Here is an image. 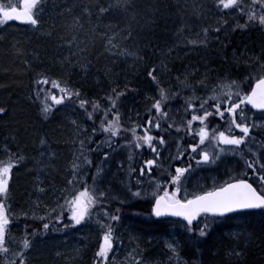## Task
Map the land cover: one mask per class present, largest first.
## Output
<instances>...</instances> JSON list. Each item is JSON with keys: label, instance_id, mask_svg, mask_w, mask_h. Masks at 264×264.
<instances>
[{"label": "trees", "instance_id": "trees-1", "mask_svg": "<svg viewBox=\"0 0 264 264\" xmlns=\"http://www.w3.org/2000/svg\"><path fill=\"white\" fill-rule=\"evenodd\" d=\"M15 2H20V0H15ZM59 3L60 0H37L34 15L39 23L36 25L14 23L7 25L0 24V29L3 28V30H8L17 28L24 31L27 36V42L20 46V49H22L21 55H16L13 51L4 53L3 50H0L3 52V54L0 55V107L5 109L4 113H0V123H5L6 126L5 132L0 130V161L7 162L10 158L18 161V164H15L11 170L8 191L5 194H0V198H3L5 201L10 218V224L6 229L5 235V247L7 251H0V264H20L21 256L16 255L18 252L23 256L24 264H94V262L95 264H101L96 253L102 240V232L106 230V226L109 223H111L113 228L115 239L113 248L109 251L107 259L103 260L102 264H118L115 256L113 255L111 257L113 251L118 246L122 249V247L131 244L125 241V237L128 236L126 234L127 232L123 233L122 231L124 226L128 228L127 206L117 202L108 191L101 189L99 186L97 187V177L99 173H97L96 167L88 157H95V155L99 153V156H103L104 152L111 154L120 149L126 150L127 154H125V160H123L125 164L121 167L118 166V168L122 170L124 175L130 174V182L132 183L130 187L132 191H135L137 187L142 188L147 183L149 184L151 181L155 180L162 182L161 187L158 189L159 192H162L163 187H167L169 191H172L175 184L163 183V181L169 180L170 176L175 174L174 169L177 165L176 161L174 162L177 157L175 155L170 158L169 163L163 160V152L168 147L171 146L175 152L179 150L178 154L186 152L184 153L186 160L191 161L192 158L188 155L191 149H188L187 146L191 144L189 139H192V134L199 126L207 127L211 132V136H216L219 131H226L229 135L242 134L241 130L235 129L234 126L231 128L229 127L230 118L227 114L221 119L217 117L215 113H212L205 119L203 124L199 121H194L191 126V134H189L187 122L171 124L168 120L160 121V129L158 130L152 129L151 126H149L152 135L154 137L163 136L165 142L163 146L157 144L159 157H156L150 149L144 145L143 141H141L140 148L136 147V141L133 139V134L130 131L132 127L125 131L129 139L126 141L124 140L125 143L123 146L118 145V141L122 139L120 129L111 140L109 139L111 133L105 132L103 128L96 133H90V129L83 126V123H86L87 120H91V118L100 121V124L107 123V120L113 119V113L116 112L115 107L108 112L106 117L103 111L111 107L107 94L110 93L115 95L118 92L110 90H107V92L104 90L102 92H97L96 90L90 89L87 84L71 79V74L68 73L69 64L72 63L73 59L77 58V55L81 51H84L81 54L85 57L88 55L92 57L94 50H90L93 47H100V51L107 50L111 54L116 52L124 56V51L126 49L131 50L138 45L144 49V54L142 55L144 64H148L154 60V44L156 39L162 40L168 45V50L166 51L168 57H172L174 60H178L179 57L183 61L188 62V65L193 69L200 67V65H198L199 63H201L202 66L204 65V70H202L204 72L200 75L198 73V77L196 76L198 71L194 72V74L188 73V76L185 78H181L182 73L179 77L178 75L176 76L178 78H175L174 83L184 86L187 82L186 85H190L188 80L190 74V83L197 80L195 86H203V88H198L202 94L199 98L200 100L198 99L196 102L187 101L186 103L188 104L190 102L199 106L201 99L206 100L205 104L212 101V104L204 108V110L209 111L211 110V105L216 102L215 98L212 96H205L202 98L206 86H210L209 82L215 81L216 92L221 94L220 103L223 107L224 100L227 99L228 96V90L227 88L221 89V85L226 83L231 84L232 81H235L236 84L232 85V94L233 98H235L242 93H248L251 87L250 85H252L260 75H264V24H261L258 19L260 15H264V6L260 4V0H236V3L228 9L223 8V6H218L217 4L215 5L221 13L216 35L222 36L226 34L218 43L216 62L210 61L212 59V54L210 53L213 52L208 53V55L203 56V58H199L198 55L194 53L188 54L183 49L179 50L183 45V35L180 37L170 36L165 33L170 28L164 27L161 29V25H165L170 21L172 16L177 13L175 11L177 6H174L168 1H163L155 12L146 14V16L148 15L146 18L150 21V24L140 22V29L132 28L129 30V34L123 33L122 28L114 29L113 32L110 31L107 45L98 41V38L103 36L104 31L106 32L107 25L110 22H114V24H116V21L123 22L124 19L128 18L129 14L136 13V8H133L131 11L114 8L100 13L99 9L102 7H96V10L86 15L97 19L98 23L96 26L90 28L84 27L82 31L77 29L71 35V38L67 40L66 45H54L53 48L50 45H45L44 47V43L49 41V37L52 38L53 34L47 35V33H43L39 35V32L43 28L51 30L53 26H56L54 21L60 9ZM241 9L243 11H240ZM249 13H255V16L250 18ZM107 19L108 21H106ZM80 20L84 23L86 22L85 19ZM118 25L121 26V23ZM209 29L211 28H207L205 37L210 34ZM64 36L65 34H63L62 37ZM70 41L72 42L71 46L68 44ZM125 45H127V47H125ZM58 50L60 51L59 54H50ZM34 52L36 53L34 54ZM37 54H40L39 59L43 67L51 72V74L43 75L48 78L46 83L42 82L43 86H41L39 82L41 78L37 80L35 84L37 98L40 100L39 97H43V100H41L43 101V106L45 103L52 106L54 102L51 98L52 94L65 96L63 102L59 103V106L56 108H50L51 110L48 111L44 117L46 120L52 122L53 119L58 116L56 114L62 110H65V112L79 113L83 120L81 126L82 131L80 130V132L84 135L77 146L84 147L86 143H88V146L90 145V149H88L90 155L86 156V152H82V150H80L81 148H79L76 154H72L68 149L72 147V140H74V138L67 134L58 135V139H54L52 142L54 146L47 151L55 155L53 158H59L63 162L64 169L57 168L51 162L53 158L50 159V156H48L49 160L46 161L47 166L42 168V173H47L49 186L46 183L41 184L37 182L36 178L39 173L34 170H29L25 178L20 177L19 179L18 177V168L26 164L25 160L22 158V152L24 151L27 153V148H29V150L32 148L31 145L26 146V130H23L29 124L28 120L31 119V116L25 117L26 115L24 114L23 117L21 114L18 115L16 111H19V108L14 106L13 101L14 99H19L16 97L20 94L25 96V91L22 87L26 82V78L31 76L29 74V67L31 62L38 60L36 57ZM18 57H20L19 59H21V61L25 62H19L17 59ZM205 67H207V70H205ZM147 68L148 67H146V69ZM254 68H256L255 71H258V73L250 78L249 84L242 86V81L245 83V75ZM58 72L60 75L57 76L56 74H58ZM112 78L111 74H109L106 79L112 81ZM122 78V86H128L129 89L132 88L131 85H128L129 76L125 75ZM226 78L228 81L224 82L223 79ZM57 79L64 82L62 88L67 91H70V87L72 86L75 93L79 90L78 95L74 93L72 97H67L66 93H62L59 88L55 87L53 82H57ZM153 82L156 84L159 83L157 79H154ZM36 86L39 91L36 90ZM19 87L21 90L23 89V92L15 94ZM120 92V94L126 92L125 87H123ZM80 96L84 98L81 99ZM78 100L87 101V104L82 108L77 103ZM94 103H98L99 107L97 109L92 108V104ZM242 107L245 110V117L241 118L239 114H237V121L253 124L252 119L250 120L252 115L254 117V115L260 114L249 110L245 104ZM8 110H14V116L16 117L15 121L12 120L11 116H7ZM39 111L42 113L41 106L36 109V113L38 114ZM153 111L155 117L159 115L160 120L163 118L164 115L156 113L154 104ZM89 112L92 113L91 117L87 115ZM161 112L163 113V107ZM197 114L202 113L198 112ZM5 117L7 118L5 119ZM177 125H179V127H177ZM142 127L143 126L138 129L136 128L140 136H143ZM252 137H256L257 144L264 141V129L257 128L255 124H253L249 136L246 137V143L239 146L228 145L232 148V151L236 153V158L240 167H245L248 172L250 169L246 166V161L252 160L250 157L247 158L249 152H252L248 148L249 141ZM95 139H97L96 142L104 141L103 145L98 147L96 142L93 141ZM20 141H25L23 142L24 145H19ZM171 141L174 143L171 144ZM215 141L219 142L218 140ZM60 143L62 144L60 145ZM93 149H99V151ZM61 151H69V153L65 157L57 156ZM150 156H152L151 159H156V164L152 166L150 173L147 167H145V171L141 173L140 166L143 164L144 160L150 159ZM85 158L90 161V163H86ZM258 160V158H255L253 161L260 167ZM191 162L188 164L193 165ZM167 164H169V166H166ZM73 165H76L75 170H73ZM50 166L54 167V169ZM89 166H91V169ZM127 167H129L128 170ZM257 171L260 170L257 169ZM186 177V173L181 176V193L179 194L181 198H184ZM241 177H244V175L236 176L235 178ZM228 179H230V176L221 181ZM70 180L72 182L71 184H69ZM137 181H139V184H137ZM85 183L89 186L95 185L94 194L105 191V197L101 198L97 194L96 202L89 209V215L79 224L71 223L70 217L67 216L66 206L61 209V213L64 214V219L60 222L52 221L51 210L60 208L64 203V199L66 197L70 198L73 194L72 190H78L83 187ZM142 193L143 189H141V194ZM187 193L196 194L197 192L193 190ZM138 197L139 203L134 206V211L137 214H145V219L142 221V226L137 225L133 232L130 231L132 234L134 233V236H136L134 239L137 240L134 245L135 248L131 245L129 246L133 248L135 254L134 264H150L153 261L159 262L161 258L159 252L164 254L171 253V251H176L177 259L182 261V264H228L223 261V255L229 251L231 242L228 241L224 232L218 230V228L212 230L214 223L221 221H218L216 218L200 217L195 224L188 226L186 222L173 217L156 219L151 214L154 197ZM8 204L14 207L16 210L15 214H10L11 210ZM105 209H107V213H105ZM45 213H49V215L45 216ZM250 215H254V213ZM112 216H118L119 219L110 221V217ZM42 217L43 219H41ZM232 218L233 217L230 216L223 221H229L232 220ZM260 220L261 219H259V221ZM101 221L104 222V227L101 226ZM45 222L49 223L47 230L43 228ZM260 223L262 225L252 228V232L257 239L255 240L256 243L252 248L247 249L244 254V259L236 264H264V223L262 221H260ZM18 225L21 227V240L17 244H14L16 235L12 236L10 239V229L14 231ZM63 225L68 226L64 227ZM201 225H206L204 228V235H200L199 232ZM25 239H27L29 245L27 248L21 247ZM169 245L173 246L172 249ZM16 248H19V251H17ZM217 251L221 254L214 256ZM11 254H13V256ZM174 262V259H170V264H174Z\"/></svg>", "mask_w": 264, "mask_h": 264}, {"label": "bare ground", "instance_id": "bare-ground-1", "mask_svg": "<svg viewBox=\"0 0 264 264\" xmlns=\"http://www.w3.org/2000/svg\"><path fill=\"white\" fill-rule=\"evenodd\" d=\"M163 1H168L174 6H177L176 10L172 9L177 13L172 16L170 21H168L165 25H161V29L164 27L170 28L169 30H167V32H165L170 36L180 37L183 35V45L179 48V50L183 49L188 54L194 53L198 55L199 58H203V56H206L208 55V53L213 52L210 53L212 54V59L210 61L216 62V56L218 55V43L221 38H223V36L225 37L226 35H216L217 25L220 23L219 18L221 17V13L215 7L216 0H60V9L54 21L56 26H53L51 30L43 28L39 32V35L43 33H47V35L53 34L52 38L49 37L50 40L44 43V47L45 45H50L52 46V48L54 45H66L67 40L71 38V35L77 29H80L82 31L84 27L90 28L97 25V19L86 16L96 10V7H102L104 9H107V11L114 8H121L131 11L133 8H136V13L129 14L128 18L124 19L123 22L116 21L115 23L117 24V26L116 24H114V22H110L107 25L106 32L104 31L103 36L98 38L99 42H103V44L107 45L109 41L108 37L110 31L113 32L114 29L122 28L123 33L129 34V30H131L132 28L140 29V22L144 24H150V21L146 18L148 15L146 16V14L155 12L157 7H160V4H162ZM85 9H87V11H85ZM77 18L85 19L86 22L84 23L82 20ZM108 19L106 21H108ZM119 23H121V26L118 25ZM207 28H211L213 30L209 29L210 34L205 37V30H207ZM63 34H65L64 37H62ZM26 42L27 36L25 32L17 28H11L0 33V50H3L4 53H7V51L15 50L16 55H21L22 49H20V46H22ZM14 43H17L16 46L13 47V50H10L9 47H12ZM127 45H125V47H127ZM154 46V60L149 62L148 64H144L142 60L144 49L138 45L131 50L126 49V51H124V56L117 54L116 52L114 54H111L107 50L100 51V47H93L90 50H94L92 57L90 55L85 57L83 54H81L84 51H81L77 55V58L73 59L72 63L69 64L68 73L71 74V79L75 81L78 80L83 84H87L88 87L92 90H96L97 92H102L103 90L107 92V90H110L119 93L123 89V87H125L126 92L120 94L118 97L116 94H107V98L112 97L116 99L117 103L115 105V110L120 113V124L122 125V127L120 128V134L122 139L118 141V145L123 146L125 141L129 139V137L125 134V131L134 126L137 129L141 126H144L149 116H152L153 119L156 118L153 111V102H155L156 100H161L163 113H167V115L163 116L160 121L168 120L169 122H171V124H181L186 123L187 120L191 118V109H187V100L185 98L195 97L191 100V102H196L202 95L200 89L198 88H203V86H195V82H197V80H194L192 81V83H190V74L194 71L192 69H188V62L183 61L179 57L178 60H174L172 59V57H168L166 55L168 45L162 40L156 39ZM35 53L36 52H34V54ZM54 53L59 54L60 51H53V53L50 54ZM128 53L132 54L129 55ZM2 54L3 52L0 53V55ZM36 57L38 60H34L33 62H31L29 67V74L31 76H28L26 78V82L22 87L24 88L25 96L20 94L18 95V97H16L19 99H14L13 101L14 106L19 108V111H16L18 115L21 114L23 117L24 114L26 115L25 117L31 116V119L28 120L29 124L23 130H26L25 135L27 138V143L25 144L26 146L31 145L32 148H30L31 150L27 148V153L24 151L22 152V158L25 160L26 164L18 168V177L19 179L20 177L25 178L29 170H34L39 173L36 178L37 182H40L41 184H48V175L46 172L42 173V168L47 166L46 161L49 160L48 156H50V159L55 156L48 153L47 150L54 146L52 142L54 139H58V135L67 134L68 136L71 135L74 138V140H72V147L68 149L72 154H76L79 148H81L80 150H82V152H86V156L90 155V151H88V149H90V145L88 146V143H86L84 147L77 146L78 142L84 135L80 132V130L82 131L81 126L83 120L79 113L68 111L65 112V110H62L56 114L58 116H56L52 122L46 120V118L44 117L47 113H44L43 111L42 113L41 111H39L38 114L36 113V109H38L39 106H41V109L43 108V101H41L43 100V97L40 96V100L37 98V92H35V84L37 80L41 78V75L51 74L50 71H47L46 68L43 67L41 60L39 59L40 54H37ZM180 60L181 63L179 64ZM146 67L148 68L146 69ZM255 69L256 68L247 72V74L245 75V83H243L242 81V86L249 84L250 78L254 77L258 73V71H255ZM205 70H207V67H205ZM150 72L152 73V76L159 81L158 84L153 82L154 79L149 76ZM188 73H190L188 78L190 85H186L187 82L184 84V86L174 83L175 78H178L180 74H182L181 78H185L188 76ZM109 74H111V77H113L112 81H108L106 79ZM56 75L58 76L60 75V73L58 72V74ZM125 75L129 76L128 85L132 86V88L130 89L128 86H122V77ZM177 75L178 77H176ZM223 80L224 82L228 81L227 78ZM39 82L41 83V86H43V81H41V79L39 80ZM57 82L60 83L61 87L64 85V82L60 79H57ZM214 83L215 81L209 82L210 86H206L204 96H202V98H204L205 96H212V90L215 89L216 91V84ZM72 87H70V91L75 93V90ZM161 88L164 89L165 95L168 97L167 100H163L161 98ZM36 90L39 91L37 86ZM21 92H23V89L21 90L19 87L17 88L15 94H19ZM80 98L83 99L84 97L80 96ZM210 104H212V101L206 103V106ZM58 106L59 104L54 101L51 108H56ZM31 112L33 114V117ZM103 113H105V111H103ZM14 114V110H8L7 116H11L12 120L15 121L16 117L14 116ZM6 118L7 117H5V119ZM83 126L89 128L90 133L92 134L102 129V124H100V121L94 120L93 118H91V120L89 121L87 120L86 123L84 122ZM93 129H96V132H93ZM0 130L3 132L6 131L5 123H0ZM42 140L44 141V143H41ZM96 140L97 139L93 141L96 142ZM23 142L20 141L19 145H24ZM173 143L171 141V144ZM61 144L62 143H60V145ZM93 150L99 151V149ZM69 151H61L57 156L65 157L69 153ZM99 154L95 155V157H88V159L92 160V163L94 164L96 169L97 167L101 169L97 180L103 188L109 190L114 196L116 188L120 186L122 187V181H124L127 185L128 183L132 185V183L125 180V178L122 180L124 174L122 170L117 167L119 163L116 165L114 164L118 160H125L124 156H126L125 154H127L126 150L120 149L115 153L109 154L108 157H104L102 155L99 156ZM247 156V158L250 157L252 159L251 161H253L255 158H258L260 166L264 165V141L258 143L255 151L249 152ZM51 162L57 168L64 169V164L59 158H53L51 159ZM224 167L227 169V171H230V176L244 175L245 179H249V176L246 174L248 171L245 169V167H240L237 158H225L221 162L219 169H224ZM52 168L54 169V167ZM89 168L91 169V166H89ZM256 168L261 171V167H258L257 164ZM256 168L255 171L260 172L257 171ZM219 177L222 179L227 178L225 174L224 176ZM250 181L256 185L259 184L257 180L250 179ZM117 202L124 206H127L128 228L124 226L122 228L123 233L127 232L126 234H130L131 229L134 230L137 225L142 226V221L145 219V214H137L134 211V206L139 203L138 199L132 198L131 201L127 202L119 201V199H117ZM8 205L11 210L10 214H15L16 210L14 209V207L10 204ZM19 212L22 215L21 210ZM251 213H254V215H250ZM239 214L243 215V217L232 223V231H229L231 225L230 220L225 222H216L212 226V230L218 228V230L224 232V234L227 236L228 241L231 242L229 251L225 253L226 255H223V261L227 262L228 264H236L237 262H241L244 259V254L246 253L247 249L252 248L256 243L255 240H257L252 232V228L262 225L260 221L264 223V209H251L246 211L244 210ZM259 219L261 220L259 221ZM20 231V225L16 226L14 230V234L16 233V236L14 235V244H17L21 240ZM243 232L245 236L239 238V235ZM245 239L249 244H243L242 241L245 242ZM136 241H133L129 245H132V247L135 248L134 245ZM118 248L119 247H116L111 255V257L113 255L115 256L116 261L121 258V256H119L115 252ZM159 254L161 256L164 255L161 252H159ZM217 254L221 253L217 251L214 256Z\"/></svg>", "mask_w": 264, "mask_h": 264}, {"label": "snow or ice", "instance_id": "snow-or-ice-1", "mask_svg": "<svg viewBox=\"0 0 264 264\" xmlns=\"http://www.w3.org/2000/svg\"><path fill=\"white\" fill-rule=\"evenodd\" d=\"M236 3V0H216V4L218 6H223V8L228 9L230 6H233ZM260 4L264 6V0H260ZM37 0H20V7H17L15 4L11 6H7L4 3H0V24L5 23L6 21L15 19L17 21H26L33 25L39 23L36 16L34 15V9L36 8ZM87 11V9H85ZM100 12H105L107 9L100 8ZM240 11H243L242 9ZM255 13H249V17L253 18ZM259 22L264 24V15L259 16ZM207 31V30H205ZM71 41L69 42V46H71ZM126 51V50H125ZM131 55L132 53H128ZM149 76L152 79L155 77L152 76V73H149ZM47 77L41 75V81L47 82ZM55 87L59 88L62 93H66L67 97H72L74 93L72 91H67L62 88L59 82H53ZM236 84L235 81H232L231 84H223L221 85V89L227 88L228 96L227 99L224 100V106H221L220 99L221 94L216 92L215 89L212 91V97L215 98L216 102L211 106V110H204L206 107L205 100H201L200 105H194L192 103L187 104V109H191V118L187 120V126L189 134H191L192 129L191 126L194 121H199L201 124L205 121L207 117H209L212 113L221 119L225 117V114L230 118L231 128L234 126L235 129L241 130V135H229L226 131H219L216 136L213 137L214 140H218L220 143L224 145H235L239 146L243 143H246V137L249 136L250 130L253 128V124L246 122H238L236 117L237 114L241 118L245 117V110L243 109V105L247 102L251 104L255 109H264V75H260L258 79L255 80L254 85L251 86V91L248 93H242L239 96L233 98L232 94V85ZM238 87V85H237ZM79 90L76 91V95H78ZM117 96L120 93H116ZM160 96L163 100H167V96L165 95V91L163 88L160 89ZM52 100L57 104L63 102L65 99L64 95L57 96L56 94H52ZM195 97H186L187 101H191ZM207 99V98H205ZM108 101L110 103V108L105 110V117L108 112L115 107L117 101L112 97H108ZM77 103L83 108L87 101L78 100ZM99 107L98 103L92 104L93 109H97ZM51 108V105L45 103L42 111L47 113ZM154 109L156 113L166 116L167 113H162V104L161 100H156L154 103ZM186 109V110H187ZM239 110V112H238ZM5 109L0 107V113H4ZM201 112L202 114H197ZM89 117L92 116V113H87ZM149 126L152 129H160V118L159 115L155 118V121L152 116H149L146 124L142 127L143 136H140L137 133L136 127H132L130 129L133 134V139L136 141V147H141V141H143L144 145L147 146L148 149L153 153L154 156L159 157V150L157 149V144L161 146L164 145L163 136L154 137L150 131ZM122 127L120 124V113L118 111L113 113V119L107 120V123H102V128L105 132H110L111 136L109 139L111 140L117 134V131ZM179 127V125H177ZM93 132H96V129H93ZM199 143H192L188 145V149L191 151L188 153L189 157L195 158L199 156V159L196 161L197 163L201 162H210V156L208 151H201L200 147L203 145L205 138L208 136V129L205 126H201L198 130ZM254 139V138H253ZM41 143H44L42 140ZM83 143V142H81ZM104 141H97V146L103 145ZM221 151H225V149L221 148ZM109 153L104 152L103 156L108 157ZM181 156L184 155L183 152L180 153ZM86 163H90L85 158ZM156 159H147L143 161V164L140 166V172L143 173L145 171V167H147L149 173L151 172L152 166L156 164ZM18 161L16 159L10 158L7 162L0 161V194H5L8 191L9 180L11 177V170ZM246 166L250 169L246 174L249 176V179H238L232 178L229 182L222 183L219 187H213L208 191H202L196 194H189L187 192L184 193V198H181L179 195L181 193V176L186 172L191 170L192 165L188 164L185 167H181L179 164L176 165L174 171L175 174L170 176L169 180L163 181L164 184H175V187L172 191H169L167 187H163L162 194H158L154 196L155 203L153 204L152 211L155 216H165L168 214L183 217L187 221V225L190 226L194 219L200 216L201 213L204 214H213L222 216L227 213H232L241 209H264V165H261V171L256 172V164L254 161H246ZM73 170H75L76 165H73ZM101 169L97 167V173H99ZM95 178V176H94ZM250 179L257 180L259 182L258 186H254L253 183L250 182ZM71 180L69 184H71ZM156 188L159 189L161 187V181H154ZM139 184V181H137ZM258 187L260 190H258ZM95 192V185L89 186L87 183L84 184L83 187L78 190L73 189L72 195L66 197L64 199L63 205L60 208L51 210V220L55 222H60L64 219V214L61 213V209L65 206L67 207V216L70 217V221L72 224H79L85 220V218L89 215V209L96 202L97 194L99 197H105L104 192ZM129 196H140L141 188L137 187L135 191L129 190L127 193ZM105 213H107V209H105ZM49 213H45V216H48ZM43 219V217L41 218ZM118 216L110 217V221L118 220ZM199 223V222H198ZM10 224L9 213L6 209L5 201L3 198H0V251H7L5 247V235L6 229ZM101 226L104 227V222H100ZM67 227L68 225H63ZM49 227V223L45 222L43 224V228L47 230ZM206 225H201L199 228L200 235H204V228ZM114 234L111 223L106 226V230L102 232V240L99 244L96 256L101 261L106 260L109 254V251L113 248L114 242ZM28 241L25 239L23 241V247L27 248ZM172 248V245H169ZM16 255H20V264H24V259L21 253H16ZM95 264V262H94Z\"/></svg>", "mask_w": 264, "mask_h": 264}, {"label": "rangeland", "instance_id": "rangeland-1", "mask_svg": "<svg viewBox=\"0 0 264 264\" xmlns=\"http://www.w3.org/2000/svg\"><path fill=\"white\" fill-rule=\"evenodd\" d=\"M4 2L8 3V4H12V2L14 3L13 0H3ZM5 30L0 29V33L3 32ZM17 43H14L12 45V47H9V49L13 50V47L16 46ZM13 53L15 54L16 51L13 50ZM16 56V55H15ZM20 57H18L17 59L19 60V62L23 63L25 61H21V59H19ZM17 63V61H16ZM181 63V60L179 62V64ZM198 65H200V67H197L196 69H193L190 65L188 66L189 69H192L194 72L198 71L197 72V77H198V73L199 75L202 74L204 71V65L202 66L201 63H199ZM191 73V74H194ZM226 115V114H225ZM252 119V122L253 124H255V126L257 128H262L264 129V114L261 113L260 115H252V117L250 118V120ZM200 127L197 128V138H198V130H199ZM208 136H209V133H208ZM208 136L205 138L204 142H203V145H201V148L200 150L201 151H208L209 152V156H210V162H201L197 165L196 167V171L195 169L194 170H190L188 172H186V179H185V184H184V188H185V192H190V191H201V190H204L205 188H213V187H217L220 183L221 180H223L222 178H220L219 176H224V174L228 177L230 176V171H227V169L224 167L223 171L222 169H219V166L221 165V162L227 158V157H233V158H236V155L234 154V151H221L220 149L223 148V149H227L228 146L227 145H224L222 143H219L217 141H214L210 138H208ZM214 137V135H212ZM254 138V139H253ZM194 139V137H193ZM260 143V142H259ZM177 147H178V144H177ZM257 147V140H256V137H252V139H250L249 141V146L248 148L250 149V151H255ZM179 148V147H178ZM179 152V150H178ZM178 152H175L172 147H168L163 153V160L164 161H168V163L170 162V158L172 155H175V156H178L180 154H178ZM152 156H150L151 158ZM199 158V156H198ZM119 163V167H121L123 164H125V162L123 160H118L117 162H115L114 164H118ZM117 166V167H118ZM166 166H169V164H167ZM129 169V167H127V170ZM121 170V169H120ZM236 176H230V179L232 178H235ZM125 178V180L129 181L131 180V176L130 174H126V175H123L122 177V180ZM25 183V182H24ZM122 187H117L116 188V191L114 193V196L112 195V193L103 188L100 183L98 182L97 183V187H101V189H104L106 191H108L109 193H111V196H113L112 198L114 199H119V201H131L132 198L134 199H139L138 196H129L127 195L126 193L131 190V185L128 183V185L122 181ZM141 189H143V193L140 195V197L144 198V197H147V196H150V197H154L155 195H158L160 192L158 191V189L156 188V185L154 183V181H152L151 183H147L146 185H144ZM102 192H105V191H102ZM241 217H243V215L241 214H238L236 216H234L232 218L231 221V225H230V229L229 231L231 230L232 231V223L234 221H237L239 220ZM221 222H225V221H221ZM10 239L12 236H14V231L13 230H10ZM131 232H133V230L131 229L130 230ZM128 236L125 237V241L127 243H132L135 239L136 236H134V233H130V234H127ZM243 236H245L244 232L242 234L239 235V238H242ZM249 240V239H248ZM136 241V240H135ZM243 244L247 245L249 244L248 242H246V239H245V242L242 241ZM130 246V245H128ZM128 246H125V247H122V249L119 247L115 252L121 256V258L118 260V264H131V263H135L134 259H135V254H134V251L132 247H128ZM132 246V245H131ZM21 247H23V244H21ZM172 249V248H171ZM17 251H19V248H16ZM13 256V254H11ZM161 258L159 259V262L157 261H153L151 262L152 264H170V259H174V264H182V261H179L177 259V256H176V251L175 252H172L171 253H164L163 256H160Z\"/></svg>", "mask_w": 264, "mask_h": 264}, {"label": "water", "instance_id": "water-1", "mask_svg": "<svg viewBox=\"0 0 264 264\" xmlns=\"http://www.w3.org/2000/svg\"><path fill=\"white\" fill-rule=\"evenodd\" d=\"M21 22H25L27 23L26 21H21ZM254 85V84H253ZM251 91V90H250ZM249 91V92H250ZM247 103V102H246ZM247 105L254 111H257V112H264V109H255L251 104L247 103ZM244 210H251V209H241V210H237V211H244ZM235 211V212H237ZM201 214H204V213H201ZM230 213H227V214H224L222 216H226ZM155 215V214H154ZM169 216H174V215H171V214H168ZM207 215H213V214H207ZM213 216H218V217H222V216H219V215H213ZM174 217H177V216H174ZM178 218H181V219H184L183 217H178ZM185 220V219H184ZM196 219L193 220V222L195 221Z\"/></svg>", "mask_w": 264, "mask_h": 264}]
</instances>
